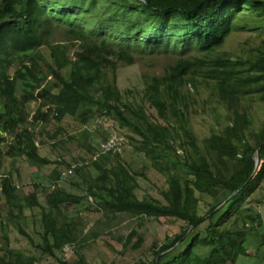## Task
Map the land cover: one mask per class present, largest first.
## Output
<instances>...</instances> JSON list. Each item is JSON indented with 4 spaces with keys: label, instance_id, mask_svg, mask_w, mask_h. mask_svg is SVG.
<instances>
[{
    "label": "trees",
    "instance_id": "trees-1",
    "mask_svg": "<svg viewBox=\"0 0 264 264\" xmlns=\"http://www.w3.org/2000/svg\"><path fill=\"white\" fill-rule=\"evenodd\" d=\"M243 17L248 18L246 27L255 20L264 23V0H0V159L3 153L25 155L31 166H45L50 161L38 153L36 123H60L70 116L86 124L94 116H108L138 136L134 148L166 177L167 187L161 190L162 200L139 198L136 173L117 160L115 145L101 146L89 163L97 175L84 181L100 210L184 222L173 241L155 250L152 264H237L248 255L253 229L223 223L231 215L239 219L236 208L264 179V145L255 168L264 126L247 131L250 119L241 103L248 95L264 102V49L235 59L179 56L163 74L143 76L142 103L124 98L116 70L119 63L133 64L135 54L154 49L194 45L209 54L224 44ZM55 27L78 41L71 55L66 43L48 42ZM44 47L49 59L41 51ZM49 78L53 83L48 87ZM203 82L233 117L220 131L199 140L189 120L191 96ZM32 100L40 106L29 117L26 105ZM49 177L57 184L60 174ZM0 181V196L8 214H14L17 185L9 175ZM197 193L212 199L205 215L198 214ZM79 200L58 185L46 193L44 205L35 190L25 195L27 207L42 208L43 230L36 247L43 253L55 256L79 238L75 222L65 221L61 211L62 205ZM242 219L264 226L250 210ZM19 231L32 242L27 232ZM256 231L263 236L264 231ZM135 234L131 231L127 238ZM0 240L5 244L0 264H34L33 257L9 245V225L1 219ZM257 264H264V250L258 252Z\"/></svg>",
    "mask_w": 264,
    "mask_h": 264
},
{
    "label": "rangeland",
    "instance_id": "rangeland-1",
    "mask_svg": "<svg viewBox=\"0 0 264 264\" xmlns=\"http://www.w3.org/2000/svg\"><path fill=\"white\" fill-rule=\"evenodd\" d=\"M247 19L243 17L224 44L209 54L190 45L180 50L144 51L135 54L133 64L119 63L116 79L124 98L130 102L142 103L143 76L163 74L179 56L187 58L224 56L235 59L247 57L254 52L257 53V50L264 49V23H257L258 20H255L256 24L246 27L243 24ZM63 33L61 28L55 27L53 35L48 37V42L66 43L69 46L68 53L71 55L78 46V41ZM41 51L49 59L47 48L44 47ZM68 73L69 67H66L63 74L67 76ZM52 83L53 80L49 78L46 86L49 87ZM216 98L211 87L204 82L197 85L196 93L191 96L192 111L189 122L199 140L220 131L233 117L231 111ZM241 103L250 119L247 131L258 132L264 126V102L254 95H248ZM39 106V100L27 103L29 117ZM145 108L147 112L155 115L154 109L147 104ZM25 124L28 123H23ZM56 128L59 130L56 131ZM34 134L38 153L47 157L49 164L42 167L31 166L25 155L10 157L3 153L4 156L0 159V177L9 175L12 182L17 185L18 195L17 205L12 212L14 214H8V206L0 196V219L9 225V245L23 252L26 257H33L34 264H152L156 257L155 250L164 241L168 243L173 241L183 229L184 222L174 217L141 218L128 213L104 212L87 194L84 181L97 175V171L89 165L91 159L95 158L101 146L108 148L112 145L116 146L119 154L117 160L125 163L136 173L137 187L134 192L139 198L155 197L162 200L161 190L167 187L166 177L152 167L150 160L142 152L134 148V145L138 144V136L129 129L119 126L112 118L94 116L88 123L80 124L72 117L65 116L60 123L53 120L48 124L36 123ZM5 137L6 142L11 140L10 134H6ZM5 144L2 143L3 151L7 150ZM178 153L181 154V150L178 149ZM79 166L82 168L78 172L75 171L74 168ZM56 173L60 174L57 184L49 177ZM53 185L80 196L78 203L61 206L65 221L75 222L79 238L65 244L55 252V256H50L36 247L43 230L42 208L27 207L24 197L35 190L40 205H44L45 195ZM199 198L198 214L205 215L213 205L212 199L204 194L199 195ZM248 210L252 214L257 213L259 215L257 221L264 223V179L236 208L235 213L240 214L239 219L236 220V215L224 219L223 224L228 226L232 224L253 229L246 243L248 255L239 257L237 264H257L258 252L264 250V234L262 237L257 234L256 230L259 228L255 222L242 219V214ZM19 229L27 232L32 242H29ZM263 229L264 226L259 229L261 234ZM131 231H135L136 234L128 239ZM0 249L2 251L5 249L2 240Z\"/></svg>",
    "mask_w": 264,
    "mask_h": 264
},
{
    "label": "water",
    "instance_id": "water-1",
    "mask_svg": "<svg viewBox=\"0 0 264 264\" xmlns=\"http://www.w3.org/2000/svg\"><path fill=\"white\" fill-rule=\"evenodd\" d=\"M262 145H264V140L261 141V142L258 144V146L256 147L255 168L257 167L258 162H259V156H260V154H259V150H260V147H261Z\"/></svg>",
    "mask_w": 264,
    "mask_h": 264
},
{
    "label": "crops",
    "instance_id": "crops-1",
    "mask_svg": "<svg viewBox=\"0 0 264 264\" xmlns=\"http://www.w3.org/2000/svg\"><path fill=\"white\" fill-rule=\"evenodd\" d=\"M259 229H260V227H259ZM259 229H258V230H259Z\"/></svg>",
    "mask_w": 264,
    "mask_h": 264
},
{
    "label": "built area",
    "instance_id": "built-area-1",
    "mask_svg": "<svg viewBox=\"0 0 264 264\" xmlns=\"http://www.w3.org/2000/svg\"><path fill=\"white\" fill-rule=\"evenodd\" d=\"M109 148V147H108ZM2 177V176H1Z\"/></svg>",
    "mask_w": 264,
    "mask_h": 264
}]
</instances>
